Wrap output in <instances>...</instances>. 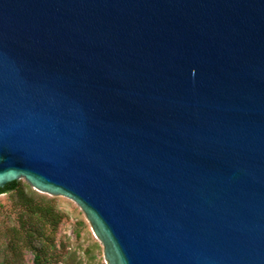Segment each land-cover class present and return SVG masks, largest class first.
I'll use <instances>...</instances> for the list:
<instances>
[{
  "label": "water",
  "instance_id": "water-1",
  "mask_svg": "<svg viewBox=\"0 0 264 264\" xmlns=\"http://www.w3.org/2000/svg\"><path fill=\"white\" fill-rule=\"evenodd\" d=\"M22 177L108 264H264V0H0V188Z\"/></svg>",
  "mask_w": 264,
  "mask_h": 264
},
{
  "label": "rangeland",
  "instance_id": "rangeland-1",
  "mask_svg": "<svg viewBox=\"0 0 264 264\" xmlns=\"http://www.w3.org/2000/svg\"><path fill=\"white\" fill-rule=\"evenodd\" d=\"M19 180V189L0 194V264H35L31 246H43L46 264H108L86 215L73 199L33 188L24 177ZM27 199L54 207L61 220L53 234L27 208Z\"/></svg>",
  "mask_w": 264,
  "mask_h": 264
},
{
  "label": "trees",
  "instance_id": "trees-1",
  "mask_svg": "<svg viewBox=\"0 0 264 264\" xmlns=\"http://www.w3.org/2000/svg\"><path fill=\"white\" fill-rule=\"evenodd\" d=\"M19 187H20V180H14L8 182L4 187L0 188V194L19 189ZM26 206L27 208L32 209V211L34 212V216H36V218L39 220V224H41L42 227H46V225H48L51 233L53 234L55 232L56 226L60 222L61 218L58 217L57 213H55L56 210L52 205L46 203L43 204L42 202L37 203L33 200L27 199ZM46 229L47 228H45V231ZM45 231H43L44 234ZM38 232H39L38 230L35 231V233ZM43 233L40 234V236L43 237L44 236ZM29 234L32 233L29 232ZM31 250L34 254L35 264H46L47 258L43 246H31Z\"/></svg>",
  "mask_w": 264,
  "mask_h": 264
}]
</instances>
